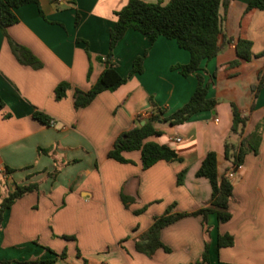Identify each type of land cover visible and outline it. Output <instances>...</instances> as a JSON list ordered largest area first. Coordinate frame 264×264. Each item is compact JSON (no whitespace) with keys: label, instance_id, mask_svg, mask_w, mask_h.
<instances>
[{"label":"crops","instance_id":"0c3cea01","mask_svg":"<svg viewBox=\"0 0 264 264\" xmlns=\"http://www.w3.org/2000/svg\"><path fill=\"white\" fill-rule=\"evenodd\" d=\"M143 1L164 5L169 0ZM249 1L227 0L220 10L221 28L230 41L201 64L199 73L209 83L207 97L216 100L215 108L178 126L157 122L161 135L147 141L169 145L181 161H158L146 170L139 151L124 152L131 161L125 164L107 154L123 133L157 113L166 117L189 100L196 76L173 70L187 64L189 54L174 40L158 37L149 44L128 30L113 50L116 71L127 77L134 60L148 50L142 73L75 110L73 89L88 91L104 70L114 12L128 0H37L14 10L17 22L6 35L0 29V187L5 193L0 190V201L15 185L39 186L6 211L0 262L22 264L64 251L56 264H201L205 236L200 217L182 218L161 231L169 252L158 249L148 257L135 250V241L169 206L174 205L172 212L190 213L207 205L210 185L195 174L205 155L214 152L218 175H226L233 189L230 220L218 224L214 214L207 217L209 264H264V85L256 96L253 92L264 71V55L259 56L264 10L245 13ZM7 37L30 51L41 67L21 65ZM239 38L252 42L251 58L232 67ZM62 82L71 89L56 101L53 91ZM231 104L247 120L241 135L231 133ZM34 111L48 116L52 125L33 119ZM251 134L258 138L257 152L247 153L233 170L224 145L238 146ZM54 169L58 174L51 178ZM121 195L134 200L128 209ZM225 234L233 245L218 248L217 237Z\"/></svg>","mask_w":264,"mask_h":264},{"label":"trees","instance_id":"16d2710c","mask_svg":"<svg viewBox=\"0 0 264 264\" xmlns=\"http://www.w3.org/2000/svg\"><path fill=\"white\" fill-rule=\"evenodd\" d=\"M71 1V0H70ZM37 4V0H0V29L6 35V29L17 22L14 10L18 7ZM227 0H169L162 5L160 3H147L143 0H128V3L121 9L114 12V23L108 34V53L104 57L105 68L99 75L95 84L88 91L73 89L72 102L75 110L85 108L102 92H112L123 85L133 74L142 73V62L147 56L148 50L137 57L131 67L127 77H121L116 71V64L113 61V50L118 41L128 30H133L142 35L149 44H153L158 37L174 40L177 46L189 54V62L185 65H176L173 70H177L183 77L195 75L197 85L189 100L178 110L166 117H160V113L151 116L142 126H136L120 135L113 143L112 149L107 157L118 163H131L123 157L124 152H140V162L143 170L148 169L158 161L174 162L181 161L176 151L167 144H157L147 141L150 137L161 135L155 129L157 122L178 126L186 123L193 115L213 110L217 104L216 100L207 97L209 83L205 81L199 73L202 71L201 64L215 58L223 46L230 41L226 38L222 28L221 9H225ZM264 10V0H250L245 9V13ZM77 24V20L75 22ZM9 47L16 60L24 66L38 69L40 62L24 47L16 44L7 37ZM252 42L239 38L234 44L236 58L229 63L230 66H239L251 58ZM264 55V51L259 56ZM259 83L253 87L254 95L264 85V71L258 76ZM71 86L62 82L54 91V100L58 101L65 96ZM4 108V102L0 98V111ZM232 125L231 133L241 135L246 123V118L240 117L237 109L231 104ZM32 118L36 121L49 125L51 119L41 112L34 111ZM258 141L257 136L249 135L243 138L238 146L225 143L223 154L227 161L231 162L234 170L239 167L249 152L256 153ZM39 152L48 154L49 150L39 149ZM9 171H7L8 173ZM58 170L54 169L48 174L54 178ZM183 172L177 174V184ZM196 177L204 178L208 181L211 189L210 198L205 207L190 213L172 212L174 205L167 208L161 216L152 219L151 226L135 241V250L141 254L151 257L158 249L169 252L161 242V231L185 217H200L205 236L204 251L200 257L201 264H209V226L207 217L210 214L216 216L218 224L226 223L231 218L229 202L232 197V184L226 175L219 176L217 172V158L214 152L205 155L196 172ZM37 183H27L15 185L6 196L0 201V227L4 220V215L11 206L19 199L32 192H38ZM121 203L125 209L134 201L128 196H120ZM138 213V212H135ZM233 238L229 235H219L217 237L218 248L231 247ZM65 252L50 259H33L22 264H56L58 259L65 257ZM0 264H11V262H0Z\"/></svg>","mask_w":264,"mask_h":264},{"label":"built area","instance_id":"2783aa9c","mask_svg":"<svg viewBox=\"0 0 264 264\" xmlns=\"http://www.w3.org/2000/svg\"><path fill=\"white\" fill-rule=\"evenodd\" d=\"M49 125H52V121L50 122ZM171 141H172V140H171ZM173 141H175V142H179L180 140H179V139H174Z\"/></svg>","mask_w":264,"mask_h":264},{"label":"rangeland","instance_id":"374dc122","mask_svg":"<svg viewBox=\"0 0 264 264\" xmlns=\"http://www.w3.org/2000/svg\"><path fill=\"white\" fill-rule=\"evenodd\" d=\"M0 190H2V195L5 194V193L3 192V189H2L1 187H0Z\"/></svg>","mask_w":264,"mask_h":264}]
</instances>
